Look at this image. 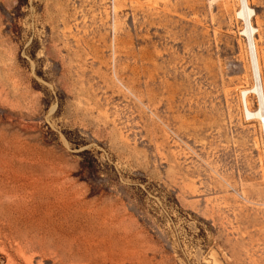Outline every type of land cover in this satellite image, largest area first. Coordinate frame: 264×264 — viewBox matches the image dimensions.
Wrapping results in <instances>:
<instances>
[{"label":"rangeland","instance_id":"374dc122","mask_svg":"<svg viewBox=\"0 0 264 264\" xmlns=\"http://www.w3.org/2000/svg\"><path fill=\"white\" fill-rule=\"evenodd\" d=\"M249 6L264 78V0ZM239 10L0 0V264H264Z\"/></svg>","mask_w":264,"mask_h":264},{"label":"bare ground","instance_id":"6f19581e","mask_svg":"<svg viewBox=\"0 0 264 264\" xmlns=\"http://www.w3.org/2000/svg\"><path fill=\"white\" fill-rule=\"evenodd\" d=\"M239 3L240 10L238 15L244 19L245 22V33L248 38L249 56L253 77V84L241 91V103L246 117L258 118L260 120L261 117H264V78L260 67L261 55L257 50L254 41L256 30L251 22L253 10L249 6V0H239ZM253 96L256 98V106H253L252 104ZM261 126L264 133V124Z\"/></svg>","mask_w":264,"mask_h":264},{"label":"built area","instance_id":"2783aa9c","mask_svg":"<svg viewBox=\"0 0 264 264\" xmlns=\"http://www.w3.org/2000/svg\"><path fill=\"white\" fill-rule=\"evenodd\" d=\"M260 122H261V124H264V117L260 118Z\"/></svg>","mask_w":264,"mask_h":264}]
</instances>
